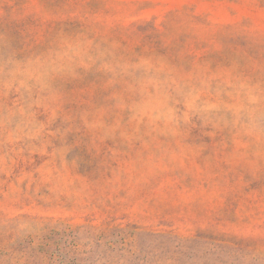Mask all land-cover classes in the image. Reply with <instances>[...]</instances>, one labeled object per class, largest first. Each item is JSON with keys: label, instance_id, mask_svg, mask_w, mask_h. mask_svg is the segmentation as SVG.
I'll use <instances>...</instances> for the list:
<instances>
[{"label": "rangeland", "instance_id": "1", "mask_svg": "<svg viewBox=\"0 0 264 264\" xmlns=\"http://www.w3.org/2000/svg\"><path fill=\"white\" fill-rule=\"evenodd\" d=\"M0 264H264V0H0Z\"/></svg>", "mask_w": 264, "mask_h": 264}]
</instances>
